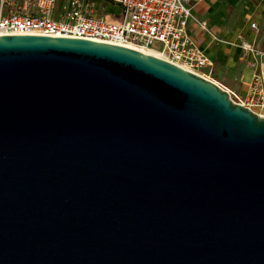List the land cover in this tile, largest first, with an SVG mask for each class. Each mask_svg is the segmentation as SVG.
<instances>
[{
	"label": "water",
	"instance_id": "water-1",
	"mask_svg": "<svg viewBox=\"0 0 264 264\" xmlns=\"http://www.w3.org/2000/svg\"><path fill=\"white\" fill-rule=\"evenodd\" d=\"M0 264H264V116L136 49L1 36Z\"/></svg>",
	"mask_w": 264,
	"mask_h": 264
},
{
	"label": "built area",
	"instance_id": "built-area-1",
	"mask_svg": "<svg viewBox=\"0 0 264 264\" xmlns=\"http://www.w3.org/2000/svg\"><path fill=\"white\" fill-rule=\"evenodd\" d=\"M107 1L121 8L120 22L91 15L85 0H70L60 19L56 17L58 0H0V37L70 38L152 50L165 61L213 80L206 71L213 63L189 33L191 21L209 32L208 23L194 15L195 3L202 0ZM252 28L258 29L255 23ZM155 43L161 49L153 48ZM240 47L255 57L250 64L254 75L244 97L229 93L236 103L263 117L264 50L243 40Z\"/></svg>",
	"mask_w": 264,
	"mask_h": 264
},
{
	"label": "crops",
	"instance_id": "crops-1",
	"mask_svg": "<svg viewBox=\"0 0 264 264\" xmlns=\"http://www.w3.org/2000/svg\"><path fill=\"white\" fill-rule=\"evenodd\" d=\"M85 2L90 6L88 12L96 17L110 18L117 7L121 11L107 0ZM69 3L70 0H58V19ZM194 15L209 27L206 32L194 21L189 24L191 37L213 63L206 71L226 90L244 97L254 75L250 64L255 57L240 44L243 40L264 50V0H202L195 3ZM254 23L256 30L252 28Z\"/></svg>",
	"mask_w": 264,
	"mask_h": 264
},
{
	"label": "rangeland",
	"instance_id": "rangeland-1",
	"mask_svg": "<svg viewBox=\"0 0 264 264\" xmlns=\"http://www.w3.org/2000/svg\"><path fill=\"white\" fill-rule=\"evenodd\" d=\"M120 15H121V11H119V8L117 7V9L115 10V13H113L112 17H110L111 19L110 18H107V19L111 22L118 23L121 21V19L119 17ZM161 47H162V45L159 43H155L153 45V48H155V49H161Z\"/></svg>",
	"mask_w": 264,
	"mask_h": 264
},
{
	"label": "bare ground",
	"instance_id": "bare-ground-1",
	"mask_svg": "<svg viewBox=\"0 0 264 264\" xmlns=\"http://www.w3.org/2000/svg\"><path fill=\"white\" fill-rule=\"evenodd\" d=\"M132 49H136L138 51H141L145 54H148V55H152V56H155V57H160L159 54L155 51H152V50H144V49H141V48H136V47H131Z\"/></svg>",
	"mask_w": 264,
	"mask_h": 264
}]
</instances>
